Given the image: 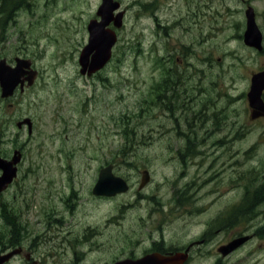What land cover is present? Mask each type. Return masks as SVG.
<instances>
[{
  "label": "rangeland",
  "instance_id": "1",
  "mask_svg": "<svg viewBox=\"0 0 264 264\" xmlns=\"http://www.w3.org/2000/svg\"><path fill=\"white\" fill-rule=\"evenodd\" d=\"M97 1L50 0L42 12L40 8L36 11V18L42 19L36 29L24 27V31L28 33L10 38L8 43L12 44L9 47H15V41L16 47L24 45L25 48L21 50L33 58L36 68L40 70V76L31 89L16 99V103L9 105L6 101L2 107V115L10 116L12 124L16 118L22 119L26 115L34 120L33 135L28 136L26 131L20 133L21 142L29 137L27 149L25 148L28 156L25 166L32 170L23 176L24 192H18L19 198L27 199L26 208L20 212L21 216L30 220L26 225L31 231L34 249H38L35 240L39 238L59 243L61 235L67 234L70 227V232L74 231L72 238L78 234L79 239L83 237L87 240L82 243L86 253L81 264H104L113 260L122 255L127 247H131L130 239L134 237V230L137 238H142V232L147 231V226L140 227L142 218L139 217L143 215L149 218L150 210L143 206L142 202L146 201L145 199L139 201V206L133 207L130 204L133 202L131 194L120 195L110 202L97 200L91 195L100 168L112 161L116 164V173L131 174L134 180L139 182L138 172L148 167L156 181L163 182V172L166 171L161 166V158L170 156V150L166 149V136L160 137L159 132L155 131L162 130L158 122L162 121L164 124V118L159 115L158 107H151L152 98L155 100L158 93H151L152 61L144 59L142 55L136 56L130 50L142 36L122 35L113 63L103 70L106 81L98 76L93 78L79 72V53L87 41L85 28L89 17L95 12ZM154 1L158 6L161 5V14L165 16V20L172 23L170 49L181 47L174 43L179 39L184 41V44L191 42L195 33L202 27L201 18L193 17L199 0H186L189 7L186 6L185 0ZM250 1L259 15L258 22L264 24V0ZM205 2H208V8L204 7L209 27L208 51L213 59V69H210L209 62L208 65L203 64L208 77L205 83L209 80L210 89L214 90L217 86L212 83L217 82L221 95L218 98V94L213 92L214 96L210 100V96H203L207 94L204 91L196 98L205 97L210 100L207 101L210 109H214L211 102L218 105L223 104L224 98L227 103L234 97L237 98L241 107L239 117L244 132L240 138L241 156L244 157V151L251 150L254 146L253 159L246 161L242 166L244 169L241 168L240 171L242 174H248L251 173L252 164L264 161V125H251V120L248 119V102L244 93L248 91L249 71L234 69V66L240 65L234 63L238 56L247 58L251 64L250 68L256 65L253 53L244 47L239 36L245 28V5L237 0ZM72 4H75V7H71ZM130 4H135L132 6L137 8L136 0H132ZM157 9L158 7L152 13L158 14ZM133 10L134 18H131L130 22L140 31L142 22L137 15L138 10ZM31 17L30 14L22 13L21 24L24 25ZM161 19L165 22L163 17ZM144 24L148 26L146 35L144 34V37H147L143 39L146 49L144 56L148 57L152 55L147 49L153 32L151 18H145ZM133 26H130V29H133ZM31 30H34L33 33H29ZM160 33L163 41V30H160ZM204 46L206 45L196 44L195 48L199 51ZM158 48L157 53L164 56V50ZM206 50L202 51L204 55ZM140 61L148 62L149 67H142ZM173 66V63L168 64L169 68ZM164 67L165 62L162 67L157 66L160 70ZM221 68H225V71ZM182 80L189 82L193 79ZM173 93L168 92L166 103L172 100L178 103L179 99H174ZM147 98L150 99L146 101ZM141 99L142 102L139 103ZM11 127L16 132V127ZM126 131L130 133L129 138ZM125 145L127 147H124ZM222 162L228 163L226 170H230L231 165L234 166L230 154L224 153ZM232 173L237 174V170L224 171L219 175L220 183L224 182L223 188L227 187L226 177ZM71 190L76 191L77 198L71 197ZM171 196L168 195L166 200ZM222 199L226 202L229 198L226 195ZM17 204L18 213L20 204ZM71 205L74 207H70ZM260 206H264V202ZM215 207L216 204L202 214L203 222ZM192 217L197 218L196 215ZM182 219L179 227L186 233L184 230L188 224L182 222ZM252 220L256 222L258 230L254 240L248 245L251 251L264 247V233H259V230L264 228L261 227L264 220ZM200 228L201 224L196 219L192 229ZM127 232L129 235H124ZM42 248L43 245L40 250ZM262 256L260 255L261 262L264 264Z\"/></svg>",
  "mask_w": 264,
  "mask_h": 264
},
{
  "label": "flooded vegetation",
  "instance_id": "2",
  "mask_svg": "<svg viewBox=\"0 0 264 264\" xmlns=\"http://www.w3.org/2000/svg\"><path fill=\"white\" fill-rule=\"evenodd\" d=\"M45 4L46 0L43 2L38 0H0V31L6 28L7 24L13 23L16 26L18 20L21 19L22 12L35 13L38 8ZM19 29H22L21 25H17L13 30ZM8 63L10 65L16 64L14 58L8 60ZM23 72V76H26L27 70ZM27 89L28 86L25 83L24 88L18 87L16 89L13 97ZM182 90L184 94L189 91L188 88H182ZM161 97L162 94L157 95L159 112L169 118L172 116L171 131L174 132L175 129L178 133H186L179 139L174 137L173 142L176 145H182L186 148H192V146L203 148V142L208 139L209 132L221 131L225 128V126L220 125L221 115L214 112L205 113L200 108L203 105L202 98L195 101L190 97L188 105L185 104V107L174 110L180 104L171 103L168 109H164V101ZM2 101L4 102V100ZM10 105L13 104L10 103ZM233 115H236L235 111ZM209 117L218 120L215 121L214 119V121L208 122ZM262 117L264 116H260V118ZM1 118H3L4 124L0 125V136L2 137L0 139V156L8 161H13V155L17 150V134H13L10 129L11 117ZM215 125H219V127H215ZM26 126L24 123H17L19 129ZM190 135L193 140L190 139ZM215 144L218 143L212 142V145ZM22 147L23 145L21 149ZM6 149L8 150L5 151ZM22 161L23 157L17 165L14 164L18 172L7 188L0 192V196L4 193L11 195L13 190L11 187L18 185V177L23 178L26 175L21 171ZM186 164L190 165V172L184 168ZM219 164L218 157L208 158L203 153L200 156L175 157L171 163V172L163 175V182H155L154 180L148 183L149 186H154L160 190L159 197L165 198V204L161 205L160 201L145 197L149 204L146 207L149 208L150 214L149 218L143 215L139 216L142 218V225H138L140 227L147 226V231L142 232V238H137L134 230V237L130 239L131 247H127L122 256L137 258L148 253H160L171 256V264H263L260 255L264 257V247L261 246L251 251L248 245L254 240L258 230L256 222L252 219H264V210L259 214H253V205L240 208L238 203L241 198L251 193L253 197H258L256 201L263 202L264 184L255 190L223 188L224 182L220 183L219 181V175L221 176L223 172H209V166ZM4 169V166H0V176H2ZM234 177L235 174L226 177L227 184L234 182ZM222 180L224 181V179ZM160 186L162 187L160 188ZM226 193L240 198L234 203L220 202ZM168 195L172 196L166 200ZM140 196V194L137 195L138 198ZM0 201L3 203L4 200L1 199ZM150 202H157V204ZM215 204L216 207L203 222L204 215L202 214L213 208ZM16 208L17 205L14 203L13 205H0V216L4 218L3 224L0 226V258L3 257L0 264H48L47 261L40 262V259L34 257V243L29 226L26 225L30 220L21 216L22 212L17 214ZM226 208H229V211L225 210ZM20 211L23 209L21 208ZM155 214L157 216H154ZM193 215L197 216L196 219L201 224L200 230L192 229L193 225L196 224ZM182 217L184 218L182 219ZM181 219L182 222L188 224L187 229L184 230L186 233L180 230ZM174 224L177 225L174 226ZM3 226L5 227L3 228ZM259 233L263 234L264 228H261ZM124 235H129V232L124 233ZM244 236L245 239L240 240ZM50 264H61V262L58 259Z\"/></svg>",
  "mask_w": 264,
  "mask_h": 264
},
{
  "label": "water",
  "instance_id": "3",
  "mask_svg": "<svg viewBox=\"0 0 264 264\" xmlns=\"http://www.w3.org/2000/svg\"><path fill=\"white\" fill-rule=\"evenodd\" d=\"M112 0H103L102 8L100 12L102 13L103 21L102 23L93 22L89 25L90 29V42L84 48L80 62L83 65L82 72H85L88 68L89 72L96 70L97 68L102 67L106 61L111 56L112 45L116 41L115 33H103L97 34L94 32L98 24H106L110 21L111 17L107 16L106 8ZM118 3H114V8ZM252 15L248 12V29L245 33L246 42L251 44H259L261 35L257 30ZM94 51L92 58L90 59L91 53ZM89 65V67H88ZM0 80L4 87V95L10 94L13 91L16 83L19 80V77L16 73L9 72L5 70V66H0ZM264 89V73L261 75H256L253 78V84L251 91L249 92V99L251 104L254 106L255 102H261L260 97ZM147 170H145L146 175L144 176L143 182L148 180ZM2 183V182H1ZM125 181L115 176L112 171V165H109L103 168L100 172L99 180L94 188L95 193H106V194H115L119 191L126 189ZM165 256H160L157 254L149 255L140 260H124L116 264H164Z\"/></svg>",
  "mask_w": 264,
  "mask_h": 264
},
{
  "label": "trees",
  "instance_id": "4",
  "mask_svg": "<svg viewBox=\"0 0 264 264\" xmlns=\"http://www.w3.org/2000/svg\"><path fill=\"white\" fill-rule=\"evenodd\" d=\"M133 132V131H132ZM126 135L127 137L130 135L129 131H126ZM129 138V137H128ZM124 147H127V145H125Z\"/></svg>",
  "mask_w": 264,
  "mask_h": 264
}]
</instances>
